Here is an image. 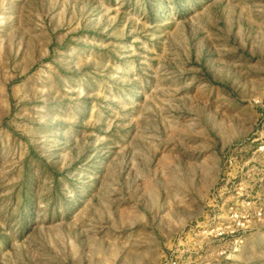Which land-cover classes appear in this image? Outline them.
Here are the masks:
<instances>
[{
  "label": "rangeland",
  "instance_id": "374dc122",
  "mask_svg": "<svg viewBox=\"0 0 264 264\" xmlns=\"http://www.w3.org/2000/svg\"><path fill=\"white\" fill-rule=\"evenodd\" d=\"M235 215L264 264V0H0V264H207Z\"/></svg>",
  "mask_w": 264,
  "mask_h": 264
},
{
  "label": "built area",
  "instance_id": "2783aa9c",
  "mask_svg": "<svg viewBox=\"0 0 264 264\" xmlns=\"http://www.w3.org/2000/svg\"><path fill=\"white\" fill-rule=\"evenodd\" d=\"M236 217V218H235ZM238 216H232V225L223 227L218 225L206 226L205 231L202 233L203 237L207 240L206 245H215L212 249L205 252L207 264H223L227 261H233L242 252V236ZM198 252L185 250L181 255H173L167 257L163 264H196Z\"/></svg>",
  "mask_w": 264,
  "mask_h": 264
}]
</instances>
